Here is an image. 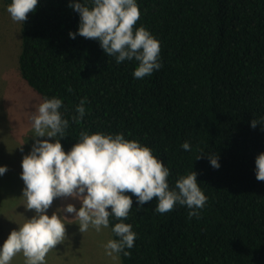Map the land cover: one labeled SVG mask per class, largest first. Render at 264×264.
I'll use <instances>...</instances> for the list:
<instances>
[{
	"label": "trees",
	"instance_id": "obj_1",
	"mask_svg": "<svg viewBox=\"0 0 264 264\" xmlns=\"http://www.w3.org/2000/svg\"><path fill=\"white\" fill-rule=\"evenodd\" d=\"M73 2L39 0L21 28L22 78L43 101H64L63 147L70 151L81 131L123 133L170 169V187L195 171L208 197L189 219L187 206L160 214L155 198L141 207L133 196L123 222L137 238L130 256L119 253L122 264H264V181L255 164L264 153V0H137L136 27L161 44L162 67L143 79L134 78L137 61L117 64L98 40L70 38L81 19ZM118 222L110 217L112 239Z\"/></svg>",
	"mask_w": 264,
	"mask_h": 264
},
{
	"label": "clouds",
	"instance_id": "obj_2",
	"mask_svg": "<svg viewBox=\"0 0 264 264\" xmlns=\"http://www.w3.org/2000/svg\"><path fill=\"white\" fill-rule=\"evenodd\" d=\"M90 3L91 7L89 0H74L70 4L81 18L78 33H69L71 39L78 34L98 40L105 54L114 57L117 64L137 61L133 73L136 79L151 76L162 67L160 41L144 26L136 27L142 15L137 0ZM38 4L39 0H11L7 11L14 22L24 23L30 13L36 12ZM87 103V98L81 99L75 108L78 115L72 116V122H82ZM63 105L62 99L46 98L30 117L36 139L31 152L23 157L21 179L25 185V207L35 215L19 225L18 230L11 231L0 247V264H11L18 254L23 255L24 264H46L48 253L67 238L69 218L61 213L74 214L81 233L90 227L97 232L109 227L110 217L121 221L112 228L118 239H110L104 245L108 256H130L125 249L134 247L137 234L131 224L123 222L133 207V196L141 207L155 198V211L160 214L171 212L179 204L190 209L189 219L199 217L208 197L198 184L197 172L181 176L170 187V169L138 140L126 139L123 133L81 131L79 142L66 152L61 140L67 137L70 121L60 111ZM257 124L253 119L252 128ZM51 138H55L54 143ZM182 148L187 151L191 145L185 142ZM207 155L210 165L219 169L218 154ZM255 164L256 179L264 181V153L257 156ZM7 171V166L0 167V176ZM68 198L78 200L81 207L77 210L75 204L68 203L48 214L56 199Z\"/></svg>",
	"mask_w": 264,
	"mask_h": 264
},
{
	"label": "rangeland",
	"instance_id": "obj_3",
	"mask_svg": "<svg viewBox=\"0 0 264 264\" xmlns=\"http://www.w3.org/2000/svg\"><path fill=\"white\" fill-rule=\"evenodd\" d=\"M8 5L0 0V167L8 169L0 176V247L12 230H18L19 225L35 215L25 207L21 174L23 157L31 152L36 139L30 117L43 102L21 76L22 23L11 19ZM51 142L54 143L55 138H51ZM68 203L75 204L77 210L81 207V203L72 198L56 199L48 214ZM61 214L69 218L67 238L48 253L46 264H122L119 254H106L104 245L112 239L109 227L99 232L90 227L81 233L78 221L73 220L74 214ZM11 264H24L23 255L18 254Z\"/></svg>",
	"mask_w": 264,
	"mask_h": 264
}]
</instances>
